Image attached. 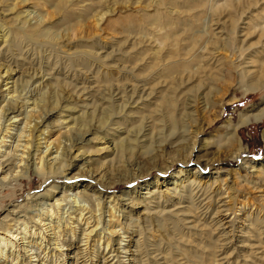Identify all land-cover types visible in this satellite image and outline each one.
<instances>
[{
	"label": "bare ground",
	"instance_id": "obj_1",
	"mask_svg": "<svg viewBox=\"0 0 264 264\" xmlns=\"http://www.w3.org/2000/svg\"><path fill=\"white\" fill-rule=\"evenodd\" d=\"M258 1L0 0V192L71 180L0 219V264H264V192L238 199L220 168L203 181L213 161L198 165L208 144L195 130L240 102L235 87L244 99L264 89V10L243 18ZM121 14L126 33L152 24L148 43L103 57L89 37ZM263 121L264 97L226 121L228 158ZM242 162L239 184L257 173L264 188V161ZM126 170L127 184L163 175L107 196L108 175Z\"/></svg>",
	"mask_w": 264,
	"mask_h": 264
},
{
	"label": "rangeland",
	"instance_id": "obj_2",
	"mask_svg": "<svg viewBox=\"0 0 264 264\" xmlns=\"http://www.w3.org/2000/svg\"><path fill=\"white\" fill-rule=\"evenodd\" d=\"M258 2L259 3H257V5L252 6V8H250L249 10H247L245 12L243 18L248 19L249 16L250 17L256 16V15H258V13L260 14V12L264 10V0H259ZM131 16L136 17V15H134V14H132ZM224 19H227V18H224ZM245 19H243V20H245ZM223 20H221V23L224 21L226 23L228 21V20L227 21L226 20L223 21ZM245 22H248V21H243L240 23L241 25H239L238 31H240L241 28L242 29L244 28L243 26H244V24H246ZM221 23L218 22V24H217L218 30H216L215 33H217V32L219 34L222 32L225 33L226 30L229 29L228 24L222 25ZM127 25L128 24L126 21V14L112 15V16L108 17L106 22L101 26V28H100L101 32L98 31L99 34L95 33L94 37H92V36L89 37V38H92L91 41H95V42L101 41V44L103 43V47H104L103 50L101 47L102 45L97 43L98 48L100 49L99 52H100L101 56L106 57V58H109V56H111V58H109V59L118 58V60H119V56L122 54V52L124 53L125 51L130 50V47H131L130 44H132L131 42H134L135 40H136V42L141 41V45L143 44L142 47H144L148 43L147 42L148 37L146 38V36H148V35H146V34H147V30L151 29L152 24L147 25L149 28H147V26H145L144 28H142L143 30L141 29V26H139L137 24L132 31L126 33L125 29L129 28V27H127ZM220 30H222V31L219 32ZM136 31H137V33H135ZM98 35L101 36L100 39L98 38ZM110 37L112 38V40H109ZM144 37L146 39H144ZM256 38L257 37L255 36V34H254V36H252V35L249 36L247 38V41H246V42H248L247 44L255 43ZM87 41H90V40H87ZM263 45H264V43H263ZM118 46L120 49L118 48ZM138 47H135L134 50ZM257 50H259L258 47H257ZM108 54H109V56L107 57ZM115 55H116V57H115ZM205 84H207V82ZM202 90H204V88ZM230 90H231V88H230ZM231 92L235 97H237V100L240 102H237L233 105L226 106L224 109V112L221 114V117L217 121L213 122L209 127H204V129L200 128V130H202V131L199 130L198 125L195 128L196 131L198 130V132H200V133H198L199 134L198 140L208 144L207 147H205L206 148L205 151L201 153L202 158L199 160L198 165H200V166L203 165V161L206 158L210 159L211 161H213L212 166L208 170H205V171L202 170V172H201L203 175L202 176L203 181L207 180L206 177H208V175L213 173V169L220 168L221 174L225 175L226 178H228L227 182L229 184H231L232 182L235 183L237 186L236 188H238L241 191V195L238 199H242L244 196L245 197L248 196L250 201H253V200L255 201V198L261 196V193L264 192L263 181L261 180L260 176L257 173H253L252 175L245 176L246 177L245 180L247 179V182L249 184H239L241 182V180H243V179L241 178L238 180L237 177H239L240 175L244 176V172L240 169V166L243 163L242 162L243 160H246L249 162L253 161V162H256L257 164L264 161V139H263L264 121L259 123V124L250 125L248 127L242 128L240 130L238 137L240 139L242 146L246 149V152L242 155V157L239 160H231L230 158H228V151L231 150L233 147H235V145L234 144L233 145H231V144L227 145V143H225L224 138H225L226 133L229 132V129H225L224 127H225L226 121L236 122L238 114L240 112L246 111L247 109H249L253 105L256 106V105L260 104L261 99L264 97V89H263V91H259L255 94H252L251 96H249L246 99H244L242 97L241 90L237 89V87L232 89ZM198 117H199V120L200 119L202 120V118H203V116L199 112H198ZM53 118L54 117H52V119ZM199 120H198V122H199ZM201 120L199 123H201ZM94 145L95 144H93L92 146H94ZM204 155H205V157H204ZM203 158H205V159H203ZM219 160L221 161V163H219V165L216 166V164ZM140 162H143V164L141 163V165H140V168L143 169L141 172L145 173L146 172L145 170L148 169L150 167V165H149V163H145L146 162L145 160H141ZM132 164L133 163H130L129 165H132ZM160 164L161 163H158L157 166H159ZM194 164H195V162H194ZM179 167L180 166H178V165L175 166V171L177 169H179ZM192 168L193 169L195 168V166H192V164L189 166H185V165L182 166L183 170H190ZM121 172L122 173L114 172L111 175H108V177H107L108 181H109V182L107 181L108 183H115V182H118V183L115 184L114 189H110L109 191L107 190V192H106L107 196H111V195L118 196L122 192H127V191L134 189V188L138 192V189H140L139 187L145 181L146 182L147 181L152 182L154 180L155 176L160 179L162 177L160 175H163V174H160L159 172H153L152 175H150L145 180L142 179L141 181L138 180L134 184H132V183L127 184V182H128L127 180H130V178L132 177V171L126 170V171H121ZM164 175H166V174H164ZM68 178L69 177H66V175H65L66 181L64 179L59 178V176L55 177L54 179H46L45 180V179H41V178L36 177V176H32L30 179H22L20 181V183H18L17 185H15L12 188L6 189L3 193L0 192V219H2L3 216H5L7 214L8 211L12 210L15 206H17L19 204L24 205L27 202H31V201H36V203H39V202L40 203L41 202L47 203V201L45 199H43V195L45 194V191H47L51 186L70 185L71 180H67ZM124 180H126V181H124ZM99 185L101 186V184H99ZM253 185L254 186L256 185V186L254 187ZM258 188L260 189V191ZM141 189H143V188H141ZM141 189L139 190V192L142 193V191H144V190H141ZM105 197H106V195H105ZM30 198H32V199L30 200ZM258 203L259 202H256V207H258V205H259ZM260 204L264 205V203H260ZM256 207H254V208H256ZM254 208L251 210H254ZM135 212H138V210L134 211V214H135ZM137 216H138V213H137Z\"/></svg>",
	"mask_w": 264,
	"mask_h": 264
}]
</instances>
